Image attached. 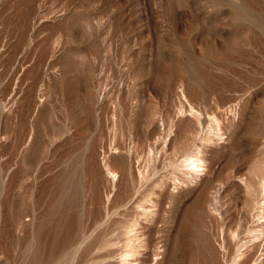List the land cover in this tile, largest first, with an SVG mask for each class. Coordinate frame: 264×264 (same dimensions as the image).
Here are the masks:
<instances>
[{"label":"rangeland","instance_id":"obj_1","mask_svg":"<svg viewBox=\"0 0 264 264\" xmlns=\"http://www.w3.org/2000/svg\"><path fill=\"white\" fill-rule=\"evenodd\" d=\"M0 264H264V0H0Z\"/></svg>","mask_w":264,"mask_h":264},{"label":"bare ground","instance_id":"obj_2","mask_svg":"<svg viewBox=\"0 0 264 264\" xmlns=\"http://www.w3.org/2000/svg\"><path fill=\"white\" fill-rule=\"evenodd\" d=\"M197 155V154H196ZM189 156V155H188ZM193 157V156H192ZM199 157H197L196 159H188L187 160V162H188V164H187V166H189V168H191L193 171H195V172H197L198 170H199V163H200V160L198 159ZM185 158H183V160H184ZM181 162V161H180ZM182 162H184V161H182ZM185 164V165H186ZM201 166V165H200ZM195 174V173H194ZM129 245H131V244H129ZM134 247V246H133ZM137 248V247H136ZM132 249V248H131ZM134 249H135V247H134ZM132 252H133V250H131ZM139 251V250H138ZM128 253V252H127ZM137 253V252H136ZM126 254V253H125ZM129 254H130V252H129ZM128 254V255H129ZM133 254V253H132ZM123 257V256H122ZM127 257H125L124 259H126ZM130 261V260H129ZM132 262V261H131ZM126 263H128V262H126ZM138 263V262H137Z\"/></svg>","mask_w":264,"mask_h":264}]
</instances>
